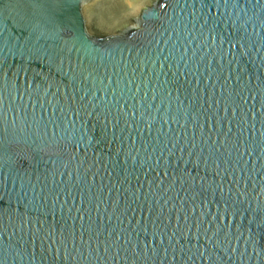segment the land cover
<instances>
[{
	"label": "water",
	"instance_id": "95a60500",
	"mask_svg": "<svg viewBox=\"0 0 264 264\" xmlns=\"http://www.w3.org/2000/svg\"><path fill=\"white\" fill-rule=\"evenodd\" d=\"M0 264H264V0H0Z\"/></svg>",
	"mask_w": 264,
	"mask_h": 264
}]
</instances>
